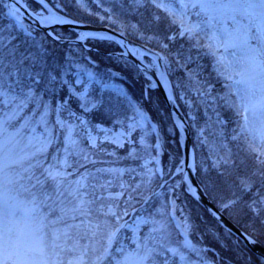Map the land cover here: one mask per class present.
I'll list each match as a JSON object with an SVG mask.
<instances>
[{
  "label": "trees",
  "instance_id": "trees-1",
  "mask_svg": "<svg viewBox=\"0 0 264 264\" xmlns=\"http://www.w3.org/2000/svg\"><path fill=\"white\" fill-rule=\"evenodd\" d=\"M29 2L31 1L26 0V4ZM67 2L71 3V0H67ZM88 6L91 12H100V9L92 3L91 0H88ZM0 7H2V4H0ZM112 7L126 21H136L139 24L140 29L144 32H151L161 37L165 36L169 31L176 34L175 42L170 45V52L178 53L181 64H184L187 70L193 71L195 79L191 84L185 76L186 69L179 68L175 59L171 56L169 58L172 62L167 74L169 76V81L173 86L175 98L187 119L188 110L180 101L181 91H194L197 87V82H204L213 84L215 87V93H219L220 95L223 94L224 82L215 72L210 55L204 49L198 48L192 40H189L184 36L181 38L178 28L171 22L165 13L147 3V0H145V5L143 7L129 4L128 0H123L122 6L117 7V5L113 4ZM134 8L136 11L133 13ZM68 11L69 14H73L76 19L82 20L84 23L92 25H109L110 27L115 26L110 25L107 20L100 22L96 16L83 10L80 14L75 13V10L72 8H69ZM156 14L160 16L159 23H156L153 20V16ZM64 31L67 34L68 31ZM37 35H39V33H37ZM128 37L134 41L140 42L131 35ZM73 38H75V35H73ZM87 45L105 52L119 51V48L116 45L108 44L106 42H93L89 40ZM146 46L155 51H159L154 44H148ZM47 48L48 55L45 61V57L36 49L35 42H30V38L25 36L22 30H17V28L13 26L11 29L6 28L3 31H0V89L8 87L14 88L15 90L22 89L29 92V97L26 98V100H28L27 107L19 117L10 120V125L8 126L11 127H9V129L14 128V126L19 124L21 120H24L27 115H30L31 122H38L39 112L36 111L31 114V109L36 103L48 104L49 107L54 109L58 107V104L60 103L61 106L59 109L61 111H64L67 106H71L75 108L78 113H82L91 124L98 123L113 128L111 119L114 113H111L107 107L94 111L89 115L81 111L79 101L74 97L66 103H61V101L65 100L67 92L65 86L62 85L60 80V70H58L57 61H60L62 64L66 54L67 45L50 42L47 45ZM90 57L92 61H95L98 64L99 69L101 70V75H104L105 79L110 81L114 80L115 83L123 85L127 91L136 98V100H143V106L150 114V123H155L158 129L162 128L161 139L164 142V148L162 149L163 155L161 166L165 175L161 178L158 174L153 173L152 182L150 184L139 183V180L144 178L146 173L141 167L144 153L140 151L142 147L139 146L138 137L136 138V143L133 145V147L136 148V152L132 155L129 154L128 145L119 149L110 144H102L94 151V153L97 151L98 154L96 155L90 154L87 158H84L83 155L70 156V166L68 167V170H76L74 174L85 172L84 174L94 177L90 181H93L96 178L93 174L96 173L97 177H101L103 180L111 178V182L116 184L119 181H117L115 177L113 178L110 174V168L113 166L126 168L127 172L121 180L125 184L127 191V201H124L123 208L129 209V211L136 209V214L147 216L152 213L153 209L164 207L160 198L155 197L154 195L149 197V194L153 193L159 187L162 180H168L177 163H180L181 148L178 132L175 135H170L167 130L174 123L158 91L147 90V96H144V87L148 81L142 75H137L135 71L124 68L120 63L110 59V56L99 53H90ZM112 71L119 73L120 75L116 78H112L110 76ZM177 83L180 84V88L176 87ZM106 95L115 97V95L110 92L106 93ZM15 97L5 109H3V106H0V110H4L6 113L8 112V114L10 113V116L13 115L12 113L14 111L17 113L20 105L17 104L16 101H18V97L21 96L18 94ZM220 111L222 113V118L224 116L230 118L231 122L227 124V133L230 136L233 129L238 131L239 119L230 107L229 109L221 108ZM127 113L128 110L126 112L122 110L123 115H126ZM195 114L198 117L197 122L202 124L203 112L198 110L195 111ZM188 122L190 124L189 119ZM39 128L41 129V127ZM190 128L197 172L202 161L209 165L211 162L207 159V154L202 143H197L194 129L192 127ZM76 137L80 139L82 144L85 143V139L81 137L79 133H76ZM57 140L62 141V135H59L56 138V141ZM151 141L153 143L154 138L151 139ZM227 142L234 154H238L245 158L246 167L244 170L250 171L254 167V164L252 160L246 156L245 152L242 151L243 148H246V145L242 140L239 148L230 139ZM51 148L52 150L49 149L47 153H43L40 157V162H42L43 165L50 164L53 157L52 151H59L62 146L61 143H54ZM170 156L174 157V159L170 160ZM31 163H33V161H31ZM42 164L40 163L39 166H36L38 169L32 173L33 177L32 179L29 178V183L32 185V191L35 196H37L36 198H40V196L44 194L47 198L51 199L47 201L48 203H42L41 208L43 217L42 226L44 229V240L42 244L43 247H46L44 253L46 255L49 254L48 256L51 257L56 255L58 260L61 261V264H69V261L71 262L77 254H83L85 259V261L80 264H115L114 257H119L116 249L120 244L128 243L130 238L129 230L122 228L116 234L115 239L112 241L108 256L100 262L102 254L106 251L112 240L111 238L108 240L107 237L104 238L102 226H104V224L110 226V223H106V220L103 218L104 216L99 212L98 208H96L94 198L91 196V191H88L87 193V204L83 207L82 211L77 210L81 212L80 214L72 213L70 215L66 211H61L55 203L56 201H59V199L56 198L53 188L48 182L44 183L41 181L42 175L40 174V171L43 168ZM196 178L197 180L199 179L197 175ZM169 181H171V179ZM17 184L18 183L14 179V188L16 189ZM138 184L139 187H137ZM261 191H264V189ZM229 194L230 193L227 190H221L215 193L217 198L221 196L227 197ZM53 195L55 199L51 198ZM127 196L130 200H128ZM146 197L149 198L147 202L143 204ZM176 203L178 204V214L182 223L183 217L189 212V210L191 211V220L189 223L194 221L196 227L189 228L186 235L192 249L199 251L200 256H202L204 260L211 261L212 264H243V261L250 257L251 264H260V258L253 255L241 243L239 244V248L243 252L242 259L238 258V253L236 251L229 250L228 246L231 245V240L236 238L232 236L231 239L228 240L227 245H225L222 237L227 232L212 220L200 206L197 207L194 203L183 197L178 199ZM223 214L231 220L228 213ZM166 215L167 209L162 213H156L158 220L166 219ZM248 219L249 217L243 216L241 218V225L246 224ZM151 227H155V225H152ZM171 227L173 228L172 225ZM115 228L116 226L112 225L111 230H114ZM239 228L244 231L242 227ZM155 233L156 234H151L148 232L147 228L142 229L139 234V247L148 244L154 237L158 239V232ZM253 235L256 241L264 247V230L254 233ZM173 237H176L177 246L180 251L185 255H188L189 262L193 263V261H195L199 263L200 256H197L196 252L186 248L183 245L182 238L177 233L174 234ZM94 242L96 244H94ZM149 246L156 248L161 252L165 251L164 249H159V246L155 242L149 243ZM177 262L178 260L175 261V264Z\"/></svg>",
  "mask_w": 264,
  "mask_h": 264
},
{
  "label": "snow or ice",
  "instance_id": "snow-or-ice-1",
  "mask_svg": "<svg viewBox=\"0 0 264 264\" xmlns=\"http://www.w3.org/2000/svg\"><path fill=\"white\" fill-rule=\"evenodd\" d=\"M98 8H101V0H92ZM107 6H103L101 12H91L90 14L96 16L100 22L108 21L110 25H116L119 31V38L112 35L110 32H93L80 30V25L84 22L75 18L73 14H69L68 9L72 8L75 13L80 14L84 8L80 4V0H71V3L67 0H31L29 3H25V0H15V3H8L7 0H0V31L4 29H11L13 26L17 30H22L24 35L30 38V42H35L36 49L42 56L48 55L47 45L50 42H55L60 45H67V50L63 62L57 61L58 70H60L61 83L67 89V95L64 101L68 102L71 98L77 99L81 111L87 114H91L94 111H98L101 108L107 107V109L114 113L112 115L113 128H120V131H114L113 128H100L106 135L104 139L114 143L119 148L129 146V153H133L136 149L133 145L136 143L138 137L139 144L144 145L146 143L145 137L149 133L145 132V126L150 121V114L144 108L143 100H136L127 89L114 80H107L104 75H101V70L95 61L91 60L90 49L87 47L89 40L96 42H106L108 44H114L120 52L113 53L109 58L120 63L124 68L135 71L137 75L143 74L147 81H149L148 87L155 89L157 83L154 82L153 77L150 75L155 72V78L159 80V84L164 87V90L168 96L170 103L175 106V99L172 95V85L169 82V76L167 74L171 66L170 56L175 59L179 68H185L184 64H181L178 53L170 52V45L175 42L176 34L169 31L163 37L153 34L151 32H144L140 29L139 24L136 21L125 20L120 14L114 10L113 4L117 7L122 6L123 0H104ZM129 4H135L137 7H143L145 0H128ZM147 3L151 4L159 11H166L161 0H147ZM67 5V6H66ZM6 10V11H5ZM136 9H133V13ZM22 12H26V15L31 19L36 27H29L23 23L24 15ZM169 18L172 13L167 12ZM180 14H177V22H179ZM153 20L159 23L160 16L158 14L153 16ZM70 30L65 33V28ZM182 31L179 35L183 38L185 32L194 31V27H185L181 25ZM40 29H46V31L40 32ZM39 32V35L37 33ZM75 35V39H73ZM131 35L138 39L141 43L139 45L128 42L127 37ZM49 38L51 40L49 41ZM148 44H154L159 51H153L152 48L147 47ZM129 57L133 58V63H129ZM146 59L150 62H146ZM162 61L163 63H158ZM87 64L88 68L83 67ZM86 72L87 83L81 79V74ZM120 74L112 71L110 76L112 78L118 77ZM185 76L190 79H195L192 70L185 71ZM55 78V77H54ZM81 85L83 87L81 88ZM93 86H95L93 88ZM176 87L180 88V84L177 83ZM93 88V93L90 94L89 89ZM63 90V89H61ZM108 92H114L115 97L106 95ZM195 92L199 95L197 104L199 108L193 106L191 99L186 98L185 93L182 91L180 94V101H182L188 108V119L190 124L174 117L175 123L171 125L167 130L170 135L179 133V143L183 145L185 143V135L187 127H192L195 132V139L197 143H207V136H211L213 154L210 156L211 164H206L203 161L198 167L196 175L199 179L194 183L185 168L183 163H177L174 171L171 172V181L162 180L159 187L149 194V197L154 195L160 198L163 208L153 209L152 213L147 216L141 215L136 218V226L132 228V238L136 239V234L141 232L142 229L147 228L148 232H159L162 227H151L152 225H158L160 221L157 219L156 213H162L164 210L171 207L175 209L177 207L176 201L181 197L194 203L197 207L201 201V192L209 195L208 206L203 211L216 221L217 224L223 222L222 213H228L229 218L239 227H242L244 231L241 235L251 243L255 244L257 241L254 238V233L264 230V148H256L255 146L248 145L243 148L246 156L250 158L254 164V167L250 171H245L246 161L244 157L234 154L229 145L230 139L233 143L240 147L241 134L236 129H233L230 136L227 133V124L230 118L224 116L222 118L221 108L229 109L231 101L227 94L220 95L215 93V87L211 83L197 82ZM215 93V94H214ZM87 104V107H85ZM203 110V123H198V117L195 111ZM122 110H132L133 116H125L122 114ZM75 114V113H73ZM139 119L136 120L135 117ZM132 121L127 123L125 121ZM162 128L158 129L155 123L150 124L151 133H155L154 143L148 141V143L155 148L157 155L153 156L156 163L155 170L148 169V179L145 184L152 182L153 171L159 173L161 178L165 175L161 163H162V149L164 148V142L161 139ZM243 129H241V132ZM111 132V136L107 133ZM95 137H91V141L95 144ZM222 150V151H221ZM254 154V155H253ZM174 157L170 156V160ZM187 168H197L193 163H188ZM139 187V184L137 185ZM221 190H227L230 194L227 197H219L215 195L216 192ZM243 216L249 217L246 224L241 225V218ZM191 220V211L183 217V223L180 225L184 230V233L189 228H195V222ZM219 234V233H218ZM115 233H113V236ZM232 232L229 229L227 233L223 235L225 245L232 237ZM239 237L231 240L229 250H234L238 253V258H243V252L239 248ZM183 245L193 252H196L197 256H200V252L192 249V246L188 243L187 239L183 241ZM143 264H175L176 260L184 262L186 256L180 251L179 247L170 246L165 251H158L153 247H145L142 256ZM196 264V262H193ZM199 264H212L211 261L204 260L200 256ZM243 264H251V258L245 259ZM260 264H264V257L260 258Z\"/></svg>",
  "mask_w": 264,
  "mask_h": 264
},
{
  "label": "rangeland",
  "instance_id": "rangeland-1",
  "mask_svg": "<svg viewBox=\"0 0 264 264\" xmlns=\"http://www.w3.org/2000/svg\"><path fill=\"white\" fill-rule=\"evenodd\" d=\"M161 2L166 10L163 12L172 13L170 19L178 27L179 33L182 31L181 25L194 27L195 30L185 32L184 37L192 40L199 48L205 49L211 56L215 71L225 82L224 94H227L231 101L230 108L239 117L238 132L241 134L242 142L246 146L264 148V0H161ZM80 4L84 6V10H88L86 0H80ZM103 6L101 2V9ZM177 14H180L179 22ZM81 79L87 83L86 75L81 74ZM184 93L186 98L192 100L193 106L199 108L198 93L188 91ZM18 94L21 97L16 101L20 105L17 113L12 111L13 115L10 116V113L0 110V264H51V262L58 264L56 258L51 260L44 253L46 247L42 244L44 229L41 208L42 203H48L47 201L51 199L44 194L40 196L41 199L36 198L29 178L32 179V173L38 169L36 166L42 164L41 155L47 153L49 149L52 150L58 129H63L64 144L59 151H52L50 164H42L41 181L48 182L53 188L56 198L59 199L55 203L61 211H66L70 215L80 214L79 211L87 204L86 187L91 185L88 183L90 177L84 174L85 172L74 174L76 170H68L72 154L86 155L84 147L77 141L76 129L81 126L90 147L104 141L115 144L104 139L106 134L97 126H89L71 106H67L64 113L67 119L48 104L36 103L31 109V114L39 112L38 122H31L30 115H27L14 128L9 129L10 120L19 117L27 107L26 98L29 97V92L14 88L0 89V106H3V109ZM133 115L131 110L128 116ZM135 119L138 120L139 117L136 116ZM131 122L127 121L126 124ZM39 127L42 131L38 130ZM120 130L119 128L114 131ZM144 131L147 132L146 126ZM111 134L107 133L108 136ZM93 136L96 138L95 144L91 141ZM146 137V143L143 145L145 150L148 146ZM212 139L211 136H207V143H203L210 162V156L213 154ZM153 161L146 157L142 165L146 169ZM112 169L114 173L123 174L115 166ZM14 179L18 183L17 189L14 188ZM98 192L116 200L123 193L122 190H107L105 187L103 190L98 189ZM51 198L55 199L54 195ZM101 209L105 214L115 216L116 209L113 204H103ZM172 210L177 214L176 208ZM137 217L128 220L130 230L136 226ZM159 221L157 227L163 228L160 231L164 234V240L178 247L172 244L173 236L168 222L164 221L161 226L162 220ZM176 223L178 224V221ZM102 230L104 238L109 237L110 228L107 224L102 226ZM137 240L138 233L135 240L131 235V243ZM145 247L148 246L138 245L136 251L127 253L122 257V264H143ZM120 250L121 247L118 251ZM185 256L189 259L188 255ZM81 257L78 255L77 264L83 260ZM186 260L184 262L178 260L176 264H188Z\"/></svg>",
  "mask_w": 264,
  "mask_h": 264
},
{
  "label": "water",
  "instance_id": "water-1",
  "mask_svg": "<svg viewBox=\"0 0 264 264\" xmlns=\"http://www.w3.org/2000/svg\"><path fill=\"white\" fill-rule=\"evenodd\" d=\"M9 3H15V0H8ZM22 15H24V20L29 22L31 25H33L34 27H36L37 25L34 24V22L29 19L26 15V12H22ZM66 29H69L66 27ZM41 31H46V29H40ZM80 30H86V31H93V32H110L112 35L117 36L119 38V33L108 29V28H104V27H92V26H87V25H80ZM128 42L138 45L136 43H133L131 41L128 40ZM129 59L133 62V58L129 57ZM158 63H161V61H158ZM162 64V63H161ZM153 77V80L155 83H157V89L160 91L170 113L173 115V117H179V119L185 121L183 115L181 114V112L179 111L176 103L175 106H173L172 103H170L168 96L164 90V87L162 85L159 84V80L157 78H155V72L153 71L150 74ZM186 122V121H185ZM187 123V122H186ZM183 146V164L185 165V168L189 174L190 179L195 183V177H194V172H193V168L189 169L187 168V164L188 163H193V152H192V146H191V137H190V131L189 128L187 127L186 129V135H185V143L182 145ZM208 201L209 199L207 198V196L201 192V201H200V205L205 208L206 206H208ZM224 217V216H223ZM222 225L225 229L227 230H231L232 234L236 237H239V239L242 241V243L254 254H256L259 257H264V248L259 245L258 243L255 244H251L249 243L245 237L243 235H241V232L236 226H234L230 221H228L225 217L223 218V222L220 224Z\"/></svg>",
  "mask_w": 264,
  "mask_h": 264
}]
</instances>
